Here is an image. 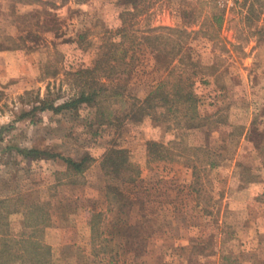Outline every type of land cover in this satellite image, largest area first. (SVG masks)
Instances as JSON below:
<instances>
[{
  "label": "rangeland",
  "instance_id": "rangeland-1",
  "mask_svg": "<svg viewBox=\"0 0 264 264\" xmlns=\"http://www.w3.org/2000/svg\"><path fill=\"white\" fill-rule=\"evenodd\" d=\"M109 50L110 76L85 71ZM178 80L171 106L155 91ZM82 89L74 111L40 106ZM4 238L0 258L50 246L36 264H264V0H0Z\"/></svg>",
  "mask_w": 264,
  "mask_h": 264
},
{
  "label": "trees",
  "instance_id": "trees-1",
  "mask_svg": "<svg viewBox=\"0 0 264 264\" xmlns=\"http://www.w3.org/2000/svg\"><path fill=\"white\" fill-rule=\"evenodd\" d=\"M49 4L54 5L52 2H48V5ZM29 33L30 32L27 33L28 37L31 36V34H29ZM25 38H27V37H25ZM35 39H36V37L33 40H35ZM91 46H92V44H88L89 48H91ZM13 47H16V46H13ZM110 54H111L110 50L106 51V52H102L100 54H99V52L95 53L96 57L93 59V60H95L94 67H87L85 71L90 73L95 68L100 67V69L104 70L103 76H110V74H109V73H111L110 68L113 67V65H110V61L112 59V56ZM126 55H127V52H125V54L123 53V58ZM105 65H108L109 67H107ZM80 70H77V71H80ZM183 81L178 80L174 83L172 82L171 87L168 86L169 83H167V82H169V81H167V82L164 81L158 85L155 93H157V95H162L164 97V100L167 101L168 105L173 106V104H175L176 102H179L182 99L183 94H184V96H186L187 94L188 95L192 94L191 91H187L185 89V84L183 85ZM189 86H191L190 88H192V83ZM96 94H97L96 91H85L84 89H82L76 95V97H70L68 99H65L60 104H55L54 100L50 101V99L44 98L40 101V106L43 109H45V108L51 109V110H53V112L74 111L81 104H84V103L90 104L91 102H93L96 98ZM150 100L151 99L149 96L144 100V102H142V103H145L144 107H145V105H148V102ZM41 107L35 106L34 109H32V111H34L35 109H39ZM32 111H30V112H32ZM153 145H154L153 146V152L155 154L158 153V155L162 152L164 153L165 150H168L170 148V146H167V147L161 146V145L157 144L156 142H154ZM20 152H21V154H23L24 157L38 158L41 156L48 155V156H51L53 158H59V159L63 160L66 164L70 165V167L74 170L75 173L84 172L86 170V168L90 165L89 164L90 157H87V156L83 157L80 160H76L74 158H71V157L63 155V154L50 153L48 151H45V150H42L39 148H22V149H20ZM129 161H130V150L127 147L121 146V147H118L117 149H114V150L109 149L104 156V160H102V166L104 168L103 171H104V174L107 177L108 181H110V182L112 181V177H113L114 173H120V170L123 171V169L127 171L128 167H130ZM6 240L7 239L4 238L2 241V243H4V244H3L0 251L3 253H7V250H8V248H6L7 243L4 242ZM27 243H28V245H27L28 247H26L25 251L23 250V253L20 256V258H17L16 254H13V253L7 254V256H10V257L0 258V264L1 263L7 264L10 262H14L16 260H19V259L23 260L24 262H26L28 264H36V263H41L43 261L48 260V256L51 253L50 246H48V247L44 246L41 243H36L34 240L33 241H27ZM43 250H45V252H46L45 255L43 254L44 253ZM42 251H43V253H41Z\"/></svg>",
  "mask_w": 264,
  "mask_h": 264
}]
</instances>
